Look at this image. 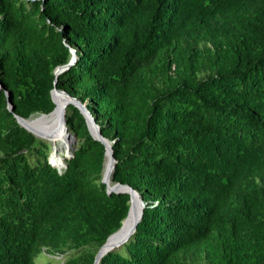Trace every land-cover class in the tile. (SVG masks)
I'll list each match as a JSON object with an SVG mask.
<instances>
[{"label": "trees", "instance_id": "obj_1", "mask_svg": "<svg viewBox=\"0 0 264 264\" xmlns=\"http://www.w3.org/2000/svg\"><path fill=\"white\" fill-rule=\"evenodd\" d=\"M54 82L145 204L99 264H264V0H0V264H93L128 212L74 105L62 169L17 123Z\"/></svg>", "mask_w": 264, "mask_h": 264}, {"label": "water", "instance_id": "obj_2", "mask_svg": "<svg viewBox=\"0 0 264 264\" xmlns=\"http://www.w3.org/2000/svg\"><path fill=\"white\" fill-rule=\"evenodd\" d=\"M71 53H72V57L70 58V60L66 64L58 66L55 69V72H54L55 75H58L59 73L64 71L68 66H70L74 62L75 57H76L75 50L71 49ZM2 88H3V85H2V83H0V89H2ZM54 91H59V92L65 94V96L67 97V100L63 104V108H62V125L64 126L65 130H67L66 121H65L66 108L68 105L72 104L80 111V113L85 118L86 125H87V128H88L90 135L95 140L100 141L104 145V147H105V160H106V157L108 154L109 168H107V172H104V168H103L101 181L106 185V192L108 194L114 192V193H127L129 195V208H128V212H127L126 217L122 220L120 227L116 231L111 233L106 238L105 242L99 247V249L97 250V252L94 256L93 264H99V261L103 255H105L107 252H109L115 248L120 247L135 232L136 227L142 218L143 208H144L145 204L142 201L139 193L130 185L122 184L120 182H114V183L111 182V173H112L114 166L116 164V159L113 156V151H112V147H111V144L113 143V141L111 142L107 138L102 136L98 124L96 123L92 114L87 109L85 103H82L77 98L71 96L65 90L57 89L55 86V82H54V88L51 90V98H52L53 102H54V99H53V92ZM5 93L7 96V108L9 111H13L14 107L12 105L9 92L5 91ZM54 104H55V102H54ZM54 110H55V107L53 108V110L50 113H52ZM50 113H48V114H50ZM41 114L47 115L45 113H41ZM14 116L16 118L17 123L21 127H23L24 129H26L27 131L31 132L34 136H36L40 139H44V140H45V138H48L47 134H37L34 131H32L31 129H29L25 125V120L28 118H23L17 114H14ZM92 129H94V131H92ZM71 139H72V142L76 141L75 137H72ZM72 149H73L72 146H70L69 149L67 150V153H66L67 156H70V152L72 151ZM105 160H104V167H105ZM49 161H50V158H49ZM64 167H66V165H64ZM129 220H131L130 221L131 225L129 228L125 229V224Z\"/></svg>", "mask_w": 264, "mask_h": 264}, {"label": "bare ground", "instance_id": "obj_3", "mask_svg": "<svg viewBox=\"0 0 264 264\" xmlns=\"http://www.w3.org/2000/svg\"><path fill=\"white\" fill-rule=\"evenodd\" d=\"M53 99L56 106L52 113L47 115L40 114L39 116L28 118L25 120V125L37 134L48 135V138L45 139L48 140L53 147L50 161L52 164H54V166L62 169L64 168V157L66 156L67 150L70 147V134L68 133V130H65L64 126L62 125V108L63 104L67 100V97L65 94L59 91H54ZM38 117L46 120H55L57 127L55 126L56 128L53 131L48 132L47 129H44L40 126L38 123V121H40ZM92 131H94V129H92ZM107 168H109L108 154L105 160L104 172H107ZM130 221L131 220L126 222L125 229L130 227Z\"/></svg>", "mask_w": 264, "mask_h": 264}, {"label": "rangeland", "instance_id": "obj_4", "mask_svg": "<svg viewBox=\"0 0 264 264\" xmlns=\"http://www.w3.org/2000/svg\"><path fill=\"white\" fill-rule=\"evenodd\" d=\"M39 115L40 114H34L31 117H29V118L36 117V116H39ZM38 119L40 120V121H38V123L40 124V126L43 127L44 129H47L48 132L49 131H53L57 127L55 120H46V119H42L40 117H38ZM71 138L72 137L70 135V137H69L70 146H73L74 144H76V141L75 142H72V139ZM46 141H48V140H46ZM51 154H52V151H51L50 155L48 156V159L49 158L51 159ZM49 260L52 261L53 264H60V262L62 261V256H60V255H46V254L44 255V254H40V255H38L36 257V263L37 264H44V263L48 262Z\"/></svg>", "mask_w": 264, "mask_h": 264}]
</instances>
